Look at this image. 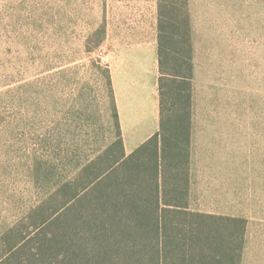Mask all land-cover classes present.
<instances>
[{"label":"rangeland","instance_id":"1","mask_svg":"<svg viewBox=\"0 0 264 264\" xmlns=\"http://www.w3.org/2000/svg\"><path fill=\"white\" fill-rule=\"evenodd\" d=\"M192 1L206 59L201 118L240 120L226 139L198 134L217 174L203 176L193 206L244 215V264H264V0ZM224 8H235L238 28L216 22ZM154 9V0H0V236L79 164L120 147L113 57L154 41ZM154 123L134 126L129 145Z\"/></svg>","mask_w":264,"mask_h":264},{"label":"trees","instance_id":"2","mask_svg":"<svg viewBox=\"0 0 264 264\" xmlns=\"http://www.w3.org/2000/svg\"><path fill=\"white\" fill-rule=\"evenodd\" d=\"M192 4L158 0L159 131L129 154L124 141L99 151L45 192L0 236V264H244L248 219L193 206L217 174L196 130L220 121L226 139L240 120L201 118Z\"/></svg>","mask_w":264,"mask_h":264},{"label":"crops","instance_id":"3","mask_svg":"<svg viewBox=\"0 0 264 264\" xmlns=\"http://www.w3.org/2000/svg\"><path fill=\"white\" fill-rule=\"evenodd\" d=\"M156 10L152 12L155 31V39L152 43L127 46L116 52L112 63V85L116 96L117 107L120 118V126L124 140L126 153L129 154L136 148L128 143V135H136L134 126H141L147 121L150 115L153 116V129L147 133L144 143L160 129V111H159V91H158V54H157V20H158V0ZM224 2V0H223ZM225 4V2H224ZM224 4L222 6H224ZM225 9V8H224ZM223 9V10H224ZM222 10V11H223ZM224 14L219 12L224 20L216 19L218 24L224 22L232 27L239 26V18L235 16V8L225 9ZM237 15V14H236ZM220 121L203 122L202 126L208 128L197 129V134L215 133L219 138L225 130L211 129L222 128L224 125ZM200 125V124H199ZM211 129V130H208ZM204 130V131H202ZM141 143V144H142ZM140 144V145H141ZM139 145V146H140Z\"/></svg>","mask_w":264,"mask_h":264}]
</instances>
